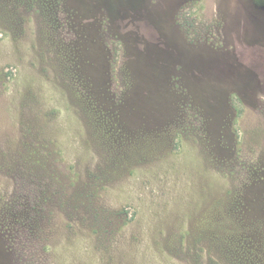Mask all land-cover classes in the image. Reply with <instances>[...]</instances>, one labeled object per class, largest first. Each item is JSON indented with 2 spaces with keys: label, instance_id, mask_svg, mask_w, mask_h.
<instances>
[{
  "label": "rangeland",
  "instance_id": "374dc122",
  "mask_svg": "<svg viewBox=\"0 0 264 264\" xmlns=\"http://www.w3.org/2000/svg\"><path fill=\"white\" fill-rule=\"evenodd\" d=\"M232 214L264 233V0H0V264H233Z\"/></svg>",
  "mask_w": 264,
  "mask_h": 264
},
{
  "label": "trees",
  "instance_id": "16d2710c",
  "mask_svg": "<svg viewBox=\"0 0 264 264\" xmlns=\"http://www.w3.org/2000/svg\"><path fill=\"white\" fill-rule=\"evenodd\" d=\"M103 82H104V79L102 80V84ZM102 84H99V83H97V85L95 84L96 90L98 92L97 98H99L98 100L101 103L107 106V104H109L108 102H110L111 104L110 96L108 94V91L105 90L104 88H101L103 90V93H102V90L99 88L100 85L103 86ZM100 93H102L103 97H100ZM79 96L81 97L80 93H79ZM126 112L127 111L125 110V108L114 110L112 107L110 112L107 114L109 117L108 122H109L110 129L112 130V134L114 136L122 135V139L118 140V143H120V145L125 142L124 138L128 136L126 131L129 132V129H131V127L133 126L132 121L134 119L126 115ZM165 124L166 122H163L160 129H162V127ZM43 154L44 153L37 150L36 148H33L32 150H28L25 153V155L24 153L20 154V159H18V161L23 164H25V162L28 163V166L26 168V171H27V175L25 177L26 179H37L35 170L37 169V165H39L42 168L41 164L40 163L38 164V160L40 156ZM19 162L17 165L14 164L16 168L20 166ZM13 177L18 179V177H15V176ZM28 181L33 182V180H28ZM30 192H31L30 195L34 194L33 188H31ZM28 200L29 201L26 202L24 206H21L23 208H21L16 213H12L10 215L13 219L12 220L13 224H20V227L14 230H12V227H13V224H12V227L10 228L12 234H14L15 230L17 232L23 227L25 229L32 222H34L33 218L35 216L34 211H35L36 205H33L34 204L33 201L35 199L31 197ZM38 215H40V213ZM42 216L43 218H45L44 215ZM241 223L243 222L239 220V217L235 216V214H232L228 219L225 218L224 220H221L214 224L215 225L214 229L211 230L213 237L211 235V238H213L214 241L215 240L217 241L219 252L226 259H229L230 262L233 264H243L241 261V257L253 256L255 254L256 256H260V258L257 262H255L256 260H254V262L250 264H264V233H262L260 237L257 236L258 235L256 233L257 231L254 229H258V228L254 226L253 220H249L243 226L241 225ZM19 234L21 233H18V235ZM221 238H224V240H221ZM219 240L221 241L219 242ZM254 241H256L258 244L257 245L253 244Z\"/></svg>",
  "mask_w": 264,
  "mask_h": 264
}]
</instances>
